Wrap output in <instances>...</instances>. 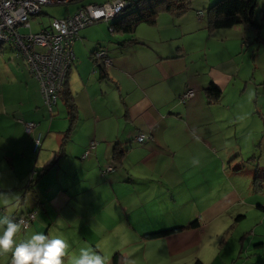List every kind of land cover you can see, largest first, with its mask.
Returning a JSON list of instances; mask_svg holds the SVG:
<instances>
[{"label":"crops","instance_id":"crops-1","mask_svg":"<svg viewBox=\"0 0 264 264\" xmlns=\"http://www.w3.org/2000/svg\"><path fill=\"white\" fill-rule=\"evenodd\" d=\"M211 1L202 0L181 17L164 14L161 21L168 24L159 32L146 24L118 37L103 34L99 27L79 32V44L105 49L113 62L101 73L90 61L89 73L95 79L108 78L119 87L120 105L106 114L95 105L96 91L88 94L80 63L79 77L71 74L72 68L67 76L76 101L74 122L63 104L50 113L29 69L14 67L11 61V67L0 68V218L16 222L20 216L35 214L28 227L18 222V242L36 232L59 235L68 244L65 264H72L81 248L97 250L107 257V264H164V257L169 264H189L196 255L194 262L199 259L205 264H264V190L259 192L252 181L258 168L250 172L249 187L241 177L233 181L236 168L229 165L226 170V164L223 171L231 187L224 180L219 187L209 183L213 167L221 162L220 149L227 147V137L222 132V140L217 137L221 117L209 110L221 101L233 79L248 83L238 55L251 43L256 44L253 55L261 54L254 59L262 73L253 72V78L264 79V47H258L264 45V30L256 34L236 25L209 32L205 8ZM74 3L77 6L68 14L82 5ZM108 37L112 45L105 43ZM234 43L235 53L230 50ZM188 52L203 57L208 78L191 77L183 59ZM77 59L75 54L74 62ZM2 72L7 73L6 79ZM119 73L130 79L126 94L116 77ZM15 81L22 93L18 89L9 98L4 87ZM212 81L222 90L215 103L209 102L204 90ZM188 88L196 89L195 95L182 99ZM28 121L37 122L30 134L25 127ZM141 133L150 138L138 141ZM39 136L42 144L35 150L34 139ZM116 143L125 150L121 164H114L112 158ZM230 149L239 151L241 145L236 142ZM33 177L37 179L29 185ZM188 182L192 183L186 186ZM194 218L200 222L197 227L164 237H143L153 230L189 224ZM213 231L221 235V261L217 262L215 254H207L204 248V238ZM154 249L164 257L153 254ZM243 251L247 256L241 255ZM116 252L122 253L117 261ZM12 260L11 250H0V264Z\"/></svg>","mask_w":264,"mask_h":264},{"label":"rangeland","instance_id":"rangeland-1","mask_svg":"<svg viewBox=\"0 0 264 264\" xmlns=\"http://www.w3.org/2000/svg\"><path fill=\"white\" fill-rule=\"evenodd\" d=\"M201 1L202 0H193L192 7L194 8L196 5L200 4ZM215 1L216 0H212L211 4H213ZM73 6H77V3L55 2L46 4L43 6L42 13H38L30 17V27H19V30L21 33H27L30 30L33 32H38L44 26L49 25L54 17H61L67 15L70 9L73 11ZM263 7L264 4H261L258 0L257 6L255 8V15L257 20H259L261 23V27L258 30L259 32H262L264 30V19L262 15ZM119 10L114 11L112 15L115 14L114 16H117ZM164 14L165 13H161L159 15L157 21L158 26H150L152 29H155L156 32H159L160 30L162 31V26L168 24L167 21H161L162 19H164ZM101 25L105 26L103 27ZM95 27H99L100 32H102L103 34H107V36L114 34L118 37L120 35V33H112V31L109 30L108 22L106 20L96 22L92 25L85 27V29H94ZM100 27H102V29L104 30H101ZM109 39L110 37H108L105 43H108ZM108 44L112 45L111 43ZM244 44L247 45L248 42L245 40ZM94 46V44L91 46L87 45L88 49H86L85 46L79 44V37L75 39L73 47L75 54L78 56V59L74 62V64H72L73 66L71 67V74L74 76L78 75L79 77V74H77V72L80 63V66L82 67L84 73L81 78H84V80L87 82L88 94L91 96L92 93L96 91L95 95L92 97L97 103H95V105L103 114H106L109 113L111 110L113 111L114 109L118 108L120 105V98L117 92V89H119V87L115 86L114 81L108 80V78H104L101 80L99 78L95 79L94 76L89 73V70H92L90 69V61L94 62L96 60L93 49ZM250 46L244 47L238 55L239 61L242 60V62H244L243 68L246 70L245 76L246 80H248V83L243 82L242 84H238L239 81L237 79H239V77H237V79H233L228 88L223 90L221 101L218 104L213 105L209 110V112L212 113L211 115H217L219 118L221 117V121L217 122L216 124L218 139L222 140L221 132L222 134H224L225 137H227L225 140L227 147L220 149L221 162H219L218 165L213 167L214 175L212 178L209 177V183L213 184L214 187H219L221 186V181L224 180L226 187H231V183L226 182L228 180V177L225 175V171H223V168L226 164V170L230 168L229 165H232L233 168H236V172H234V169L233 172L237 173V175L231 176L232 180H238V178L241 177L243 180H246L245 187H249L250 172H252V170L254 169L257 170L258 168V178L256 179V183L262 184L263 188L258 189L259 192H262L260 190H264V147L262 146L264 144L260 145L258 143L261 139H263L262 142L264 143V79H260L258 76H256L255 79L253 78V72H257L258 74L262 73L261 68H259L260 66L258 60L254 59L256 57H260L261 54L253 55L252 50L254 47H256V44L251 43ZM258 47H264V45H259ZM230 50L234 51V53L238 52L237 44L234 43L233 46H230ZM257 51H259V49H257ZM196 53L197 52H188L183 56V59H186V61H188L187 67L190 69L189 74L194 80L208 78V76L210 75V73L208 72V64L202 59L203 57L199 56L201 59L195 58ZM16 54L18 55V58L16 57ZM191 58L192 60H190ZM18 59L19 61H21L18 62ZM121 60H125V58L122 57ZM9 61L14 63H12L14 67L19 68L20 66H24L25 68H27V70L29 69L27 63L25 62V59L21 57V55L19 54V50L13 45V43L9 41L0 40V68H2V70H6L8 67H11V63ZM103 63L107 67L113 64L112 60H110L107 64L104 61ZM4 73L5 72H2V77L3 79H6L7 73ZM95 73L97 74V76H99L98 71H95ZM116 77L120 81L121 85L123 84L122 93L126 94L128 90V82L130 80L129 77H127L123 73L117 74ZM11 84L12 86L7 85L4 87L3 90L5 95L9 98L15 97L16 92L19 89V85L16 81ZM19 90L20 93H22L23 89L20 88ZM187 90L189 92L187 98L193 97L196 93V89L194 88H188ZM120 96L122 99L123 95ZM186 101L189 102L188 100ZM57 104H63L64 112H67L64 100L59 98ZM58 117L61 118V115H59ZM236 142H239V144L241 145V149L239 151H232L230 148H232V145H236ZM254 177L255 175H252V181H254ZM191 183L192 182H188L186 186L191 185ZM205 196L206 193L203 195V198ZM204 201H206V199H204ZM22 229L26 230V228ZM215 232L216 231H213L211 233V236L208 235L206 236V238H204V248L208 249L207 254L211 252L212 256L213 254H215V256H213V259L215 258V262H217L221 261V235L218 236ZM20 238L21 237H19V239ZM214 249H216V251ZM148 251L150 250L148 249ZM222 252L224 254L225 250ZM153 254L162 255L161 251L158 249H154ZM241 255L243 257L247 256L245 251H243ZM235 256V258L237 259L239 255ZM196 257L197 255L191 257L189 259V264L193 263ZM164 264H169V261L165 257ZM177 264L185 263L179 262Z\"/></svg>","mask_w":264,"mask_h":264},{"label":"built area","instance_id":"built-area-1","mask_svg":"<svg viewBox=\"0 0 264 264\" xmlns=\"http://www.w3.org/2000/svg\"><path fill=\"white\" fill-rule=\"evenodd\" d=\"M69 0H0V40L12 42L25 59L27 66L40 86L44 103L50 111H54L59 92L64 87L67 75L75 59L74 41L80 30L98 20H109L115 17L114 11L120 14L126 7L127 0H110L101 4L88 3L74 13L56 17L49 26L40 31L21 33L19 27H30V17L43 12V6L55 2ZM127 6V5H126ZM125 7V8H124ZM124 8V9H123ZM96 57L106 64L111 60L106 50H97ZM188 92V91H187ZM182 96L187 98L188 93ZM37 125L35 121L25 123L27 133H33ZM150 135L141 133L137 140L142 142ZM40 136L34 139V149L41 147ZM95 144V141L92 142ZM35 218L34 213L19 218L25 227Z\"/></svg>","mask_w":264,"mask_h":264},{"label":"trees","instance_id":"trees-1","mask_svg":"<svg viewBox=\"0 0 264 264\" xmlns=\"http://www.w3.org/2000/svg\"><path fill=\"white\" fill-rule=\"evenodd\" d=\"M82 1L83 0H69L68 2L81 3ZM257 3L258 0H216L213 4L205 8L209 32H213L218 28H228V27H234L236 25H242L245 29H250L257 34V30H259L261 27V23L259 20H257L255 15V8L257 6ZM81 4L82 5H80L79 8L84 5H87L88 3L83 2ZM192 5H193V0H127L126 8L117 16L106 21H110L109 28L114 33L116 32L120 34L121 33L133 34L137 30L138 26L141 24L155 26L157 24L158 17L161 13L168 14L172 17H181L193 8ZM262 15L264 19V7L262 8ZM99 21L102 20H98L96 22ZM89 25H86L85 27ZM99 50L101 49L99 48ZM94 53H96V49L94 50ZM94 63L96 66L100 67L101 73H103V68L105 67V65L102 59L96 57ZM204 90L207 94L209 102L211 103L218 102L220 96L222 95V90L213 81L210 82L209 85L205 87ZM58 98L64 100L68 108L69 120L70 122H74L75 120L74 108H76V101H75V96L71 93L69 89L68 79H66L64 87L59 92ZM67 131L70 132V128ZM69 132L67 133V135H65V137H63L65 140L69 136ZM64 143L65 142H63L62 148L64 146ZM118 144L119 143L115 144L114 153L112 157L114 164H121L125 154V150L119 147ZM51 165L52 163L50 164V166ZM40 173L41 172H38V175H40ZM35 179L37 178L34 177L31 178L30 181L28 182L29 185L32 184L35 181ZM256 179L257 177H255L254 180L256 187L262 188L263 187L262 184L256 183ZM20 217L17 218L16 221L17 223L18 222L20 223L19 221ZM199 224H200L199 220L197 218H194L192 221H190L189 224L177 225V226L162 228L158 230H153L145 233L143 237L144 238L164 237L174 232L181 231L185 228L197 227ZM119 255H122V253L120 252L115 253V261H117ZM193 264H205V263L202 260L198 259Z\"/></svg>","mask_w":264,"mask_h":264},{"label":"clouds","instance_id":"clouds-1","mask_svg":"<svg viewBox=\"0 0 264 264\" xmlns=\"http://www.w3.org/2000/svg\"><path fill=\"white\" fill-rule=\"evenodd\" d=\"M259 2L264 4V0ZM0 226V250L12 251V264H65L63 258L68 244L59 235L50 236L44 232H36L18 242L15 239L20 231L17 222L5 216L0 218ZM72 264H107V257L92 248H81Z\"/></svg>","mask_w":264,"mask_h":264}]
</instances>
